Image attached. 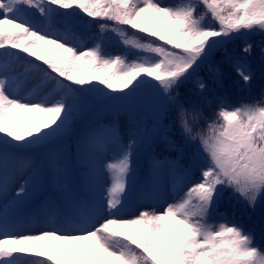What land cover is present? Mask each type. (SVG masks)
<instances>
[{
  "label": "snow or ice",
  "instance_id": "obj_1",
  "mask_svg": "<svg viewBox=\"0 0 264 264\" xmlns=\"http://www.w3.org/2000/svg\"><path fill=\"white\" fill-rule=\"evenodd\" d=\"M200 6L204 12L197 16ZM30 9L39 13L43 26L32 20ZM59 9H79L87 17L111 21L110 30L126 47L159 59L129 62L119 55L105 57L100 44L80 50L71 12L65 13L63 30L52 29ZM208 16L217 27L204 23ZM121 26L145 38L129 36ZM256 31L264 34V0H179L167 6L158 0H0V50H4L0 52V236L4 237L0 238V264H28L20 254L35 257L31 264H264V249L255 244L251 231L229 222L223 213L220 221L210 222L226 190L229 199L253 212L258 204L264 205V103L230 108L221 99L209 115L197 102L189 100L186 106L180 100V87L186 82L191 83L193 95L204 92L207 84L195 75L196 69L211 61L227 40ZM251 48L246 44L242 51L251 54ZM225 57L244 84L250 85L248 65L227 53ZM85 63L89 66L82 71ZM17 65L23 70L16 71ZM214 71L219 75L218 68ZM33 73L38 77L31 91L19 96ZM142 77L156 81L151 85L157 101L154 135L170 151H178L167 138L168 125L162 119L175 110L181 137L196 150L186 167L178 160L151 162L143 198L160 200L170 186L173 195L179 194L177 199L162 211L143 209L131 219H118L115 215L125 205L128 180L134 175L133 152L148 143L143 136L134 134L125 143L115 124L85 128L76 153L84 169L83 193L73 186L65 151L50 149L43 165L31 153L49 148L70 132L94 101L113 110L122 107L116 102L129 100L150 83ZM94 81L110 92L97 88ZM201 100L211 103L206 97ZM109 148H116L119 155L105 165L110 183L98 198L97 166ZM18 166L30 167L32 175L10 199ZM45 166L60 202L41 218L46 230L13 235L9 229L21 226L15 214L40 187ZM164 166L169 179L162 184L159 169ZM197 171L199 176L193 179ZM102 213L105 218L97 223ZM261 228L264 231V225Z\"/></svg>",
  "mask_w": 264,
  "mask_h": 264
},
{
  "label": "rangeland",
  "instance_id": "obj_2",
  "mask_svg": "<svg viewBox=\"0 0 264 264\" xmlns=\"http://www.w3.org/2000/svg\"><path fill=\"white\" fill-rule=\"evenodd\" d=\"M162 6L174 5L179 2V0H158ZM187 2V0H185ZM71 12L70 20L73 21L72 31L73 34L78 38L80 42V50H86L87 48H93L97 44L101 45V51L105 57H115L117 55L126 58L127 61L131 62L138 59H146L149 62H154L159 59L158 56L154 54H147L138 52L131 47H126L119 35L115 32H112L110 29L113 26L111 21L101 20L99 18H90L86 14L81 12L79 9L73 10H63L59 9L58 14L55 16L54 21L51 25L53 30L65 28L64 19L65 13ZM204 12L202 6L196 9V15L199 16ZM29 14L32 20L37 24V26H43L41 24L42 18L35 9H30ZM107 23L110 27L107 30H101L99 25ZM205 24H210L212 27H217L214 21L211 20L210 16L206 17L204 20ZM126 29V32L129 36L135 35L140 38H145V34L136 32L127 26H121ZM147 39H155L151 37H146ZM157 44L163 42L156 41ZM246 44H251V54H247L242 51L243 47ZM165 47H171L169 45H164ZM261 47H264V34H261L259 31L256 32H242L241 34L235 36L234 38L227 40L223 47L216 50L211 61L205 64H201L197 69L195 75L203 79L207 84V88L204 90V95L215 94L219 90L224 92H230L232 97H226L223 100L227 101L228 107H236L241 103H253L261 102L264 103V98H262L263 91L258 90L255 100L247 101L239 99L240 92H249L254 88L258 82V78L264 79V55L261 53ZM9 51L16 52L20 56L25 57L27 60H34L32 57H28L27 54L19 52L16 49H8ZM173 51H178L172 49ZM4 50H0L2 52ZM225 53L228 56L237 57L241 61L245 62L248 65V70L251 72L252 80L250 85H245L242 78L237 74L233 64L225 57ZM35 63L40 64L42 67H47L43 65L40 61H35ZM211 65V68L209 67ZM89 65L86 63L82 66V71H85ZM219 69V75L215 74V69ZM22 65L16 66V71H22ZM55 75V74H53ZM38 74L33 73L32 76L23 84L19 96L23 97L31 91L32 85L36 82ZM150 83L144 84L138 92L134 94L132 98L127 101H118L116 103L122 105L117 110H113L109 107H106L105 104L98 101H94L88 107V109L76 120L73 128L66 135L59 137L53 142L49 148L41 149L38 152L31 153L34 159L39 160L42 164L44 162V155L50 149H62L68 155V167L69 172L72 178L73 186L78 192L83 193L85 189L81 183L82 174L84 169L81 166L77 158V140L81 132L89 127L95 125H109L106 122V118L109 116L119 117L120 119H125L126 123L123 124L120 134L123 137L125 143L128 142L131 136L138 134L143 136L148 143L139 146L132 156V166L134 169V175L129 177L128 188L126 194V202L123 209L115 215V218L118 219H131L135 215H138L140 210L143 209H154L156 211H162L166 206V203L172 202L174 199L178 198V195H173L172 189L169 186L166 195L160 200H148L143 198L142 192L145 187V183L148 179L150 172V165L152 160L159 159L161 161L167 159L169 161L178 160L179 165L186 167L191 160L193 152L196 150V145L190 144L184 141L180 135V128L177 122V115L175 110L169 111L166 117H162L164 123L168 125L166 129V136L169 140L173 141L176 145L178 151H170L169 146L160 136L154 135L153 129L157 126L158 121L156 118V104L155 93L151 85H155L156 81L151 80L149 77H142ZM67 82V81H65ZM97 88L102 89L105 92H110V90L104 88L103 85H100L98 82H93ZM75 87V86H74ZM85 87H90V85H85ZM188 87L191 88V83L186 82L180 87V94L188 91ZM47 89H45L46 91ZM257 90V89H256ZM127 91V90H125ZM112 95H121V93H111ZM180 95V100H181ZM217 96V95H216ZM219 101L220 96L216 97ZM102 99V98H101ZM182 102V101H181ZM204 104V103H203ZM205 112L209 115L211 112L210 104L201 105ZM202 127V126H201ZM119 155V152L116 148H109L103 157V161L97 166V177H96V192L95 195L99 198L106 190V187L110 183L109 176L105 170V165L107 162L115 160ZM20 170L15 176L14 183L10 186L9 198L17 191L21 183L28 177L32 175V169L30 167L18 166ZM48 170L42 172V178L45 175H49ZM159 175L161 178V183L164 184L169 179V169L167 166L161 167L159 169ZM199 176V172H196V176L193 179ZM191 182V181H190ZM187 185H185V188ZM29 190L32 191L31 186ZM55 191H51L54 193ZM51 193L47 197H51ZM230 190L224 192L223 199L220 203L218 212L215 213L210 222H218L221 219L220 214L223 213L227 216L229 222L231 223H242L246 222L252 226L248 231H251L254 235V242L261 249H264V231H262L261 226L264 225V205L258 204L256 210L253 212L248 209L246 206L236 203L235 199H229ZM40 195V196H39ZM43 195V194H42ZM46 196H41L39 191H34L33 194L28 198L30 200L36 199V204H32L33 211L40 210L43 206L47 207V211H50L54 204L59 203L58 200L47 199ZM54 200V201H53ZM51 201L53 203L49 204ZM56 201V202H55ZM55 202V203H54ZM23 210L21 209V213ZM45 212V213H46ZM106 214H101L98 222H102ZM20 216H23L21 214ZM20 220L18 218H15ZM30 228V229H29ZM29 228H25L24 232L17 233V228H12L9 230H14L11 234L21 235V234H38L42 230H46V225L44 228L34 224L30 225ZM246 231V230H245ZM16 233V234H15ZM2 238H4L2 236ZM259 242H261L259 244ZM34 259H30L32 261Z\"/></svg>",
  "mask_w": 264,
  "mask_h": 264
},
{
  "label": "bare ground",
  "instance_id": "obj_3",
  "mask_svg": "<svg viewBox=\"0 0 264 264\" xmlns=\"http://www.w3.org/2000/svg\"><path fill=\"white\" fill-rule=\"evenodd\" d=\"M46 170H47V168L45 166L43 168V171H46ZM36 191H39L41 196H46V194L48 195L49 193H51V191H55L54 193L50 194L51 197L50 196L49 197L46 196V197H47V199L51 198V199H54V200H58L60 202L59 194L55 190V188L53 187V184H52L51 173L49 175H45L44 178H42L41 185ZM15 194H16V191H14V193L11 195V197L15 196ZM11 197H10V199H11ZM53 201H51L49 204L53 203ZM36 202H37L36 199H34V200L27 199L24 202V204L17 210V212L15 214V218L20 219V220H17V219L16 220L21 225L19 227V229L17 230V233L24 232L25 230H23V229H25V228L27 229V228L30 227V225L33 226L34 224H36L37 226H39L41 228L42 227L44 228L45 225L43 223H41V218L43 217V215L47 211V207L43 206L40 210L36 209L35 211H33V209H32L33 205L32 204H36ZM2 204H3V201H0V205H2ZM21 209L23 210L22 213H21ZM21 214H23V216H20ZM9 231L11 233L14 232V230H9ZM0 238H2V236H0ZM20 255L25 261L28 262V264H31L30 259H36L35 257H32V256H30L28 254H20Z\"/></svg>",
  "mask_w": 264,
  "mask_h": 264
},
{
  "label": "trees",
  "instance_id": "obj_4",
  "mask_svg": "<svg viewBox=\"0 0 264 264\" xmlns=\"http://www.w3.org/2000/svg\"><path fill=\"white\" fill-rule=\"evenodd\" d=\"M189 89H190V87H188L187 92H184L181 95V101L184 102L186 106H188L189 100L195 101L201 106V105H204L203 101L201 100V97H206L209 101H211L210 107L212 110H211L210 114L215 112V110L217 108L218 100L216 97L220 96V99H225L226 97H230V98L232 97L231 96L232 94L230 92H224L223 90H219L215 94H210V95H204V94L193 95L192 93L189 92ZM258 90L263 91V93H264V79L260 80L258 78L257 84L254 86V88H252L251 91L243 92V93L240 92V94H239L240 101L241 100L251 101L252 99L257 101L256 96H257ZM168 113H170V112H168ZM106 121H107L106 123L109 125L115 124L117 127L120 128V130H122L123 124L126 123L125 119H120L119 117H115V116H113V117L109 116L108 118H106ZM201 126L203 127V124H201ZM239 224L242 225L244 230H246V231H248L252 228V226L246 222H242ZM260 243L261 242H259V244ZM261 245L263 246L264 244L261 243Z\"/></svg>",
  "mask_w": 264,
  "mask_h": 264
}]
</instances>
